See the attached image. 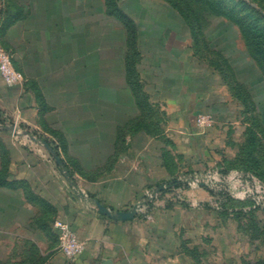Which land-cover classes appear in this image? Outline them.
Segmentation results:
<instances>
[{
  "label": "crops",
  "instance_id": "obj_1",
  "mask_svg": "<svg viewBox=\"0 0 264 264\" xmlns=\"http://www.w3.org/2000/svg\"><path fill=\"white\" fill-rule=\"evenodd\" d=\"M99 1L6 2V37L24 79L10 87L0 75V125L14 119L20 136L31 141L5 143L9 180L28 183L50 214L24 200L18 207L8 200L0 207V222H8L0 224V250L9 254L19 241L36 245L41 264H195L176 238L173 215L211 198L201 189L185 188L177 205L158 189L180 173L179 161H186L185 171L192 169V157L208 144L196 116L212 111L220 78L195 60L187 32L152 37L148 47L137 38L138 56L130 63L126 28L111 24L106 0ZM142 92L147 107L165 115L159 132L142 127ZM23 132L49 145L63 165L65 156L70 159L66 171L78 193L49 149ZM96 202L114 214L133 208L138 213L115 220L99 213ZM57 221L76 234L82 256H64ZM46 227L56 237L55 246L39 239Z\"/></svg>",
  "mask_w": 264,
  "mask_h": 264
},
{
  "label": "rangeland",
  "instance_id": "obj_2",
  "mask_svg": "<svg viewBox=\"0 0 264 264\" xmlns=\"http://www.w3.org/2000/svg\"><path fill=\"white\" fill-rule=\"evenodd\" d=\"M8 1L0 0V47L10 54L14 68L21 73V61L11 49L2 19L9 15L5 12ZM119 1L124 15L129 19L127 14L132 15L138 22L134 34L142 39L143 47L151 44L152 37L171 38L187 32L195 60L214 69L220 78L219 97L212 111L196 116V120L199 116L211 119L210 126H197L207 131L208 144L192 157V169L185 171L186 161L181 160L177 165L180 173L167 180L177 183L193 175H210L211 186L179 184L158 193L168 195L171 203L177 205L182 203L180 192L185 188L201 189L211 198L200 208L174 213L176 238L195 264H264V0ZM92 3L100 5L99 0ZM109 16L111 24L124 25L116 16V4L112 0ZM112 38L110 31V43L115 40ZM140 100L142 127L159 132L165 122L164 113L160 108L147 107V95L143 92ZM14 121L10 119L0 127L17 129ZM4 132L0 129L4 138L0 137V175L10 163L5 143L17 140L18 144H31L20 134ZM64 163V169L71 168L66 156ZM10 183L9 187L0 188L1 208H5L8 200L17 207L24 200L41 208L47 216L50 214L28 183L15 180ZM72 192H75L73 188ZM5 223L8 222H0ZM42 229L39 239H48L55 246L56 237L51 229ZM42 262L36 245L27 246L19 241L9 254L0 250V264Z\"/></svg>",
  "mask_w": 264,
  "mask_h": 264
},
{
  "label": "built area",
  "instance_id": "obj_3",
  "mask_svg": "<svg viewBox=\"0 0 264 264\" xmlns=\"http://www.w3.org/2000/svg\"><path fill=\"white\" fill-rule=\"evenodd\" d=\"M0 75L8 86H15L20 84L23 81V76L18 72L13 64L11 56L8 52L0 49ZM197 126L207 127L211 125V119L208 116H199L196 120ZM210 175L208 176H198L193 175L189 178H184L178 180L179 184H188L190 186H211L209 185ZM178 184V185H179ZM213 187V186H212ZM173 187H167L171 189ZM156 196L151 198V201ZM55 228L59 231L60 234V247L64 256L69 260H74L84 254V246L77 238L76 234L70 228L68 224L63 221H57L55 223Z\"/></svg>",
  "mask_w": 264,
  "mask_h": 264
},
{
  "label": "water",
  "instance_id": "obj_4",
  "mask_svg": "<svg viewBox=\"0 0 264 264\" xmlns=\"http://www.w3.org/2000/svg\"><path fill=\"white\" fill-rule=\"evenodd\" d=\"M0 129L5 130V131L13 132L14 134H17V135L20 134L18 129H16V128L12 127V126L0 127ZM22 134L27 136V137H29L31 140L46 146V148L49 149L51 154L54 156L55 161L58 164V166H60L62 168V171H63V174H64L65 178L71 182L72 188L75 190L76 193H78L77 185L75 184V182L72 181V178H71L70 174L66 171V169H64V165H63V162H62L61 158L55 154L54 150L52 148H50L49 145H47L46 143H44L43 141L39 140L38 138H36L33 135H31L29 133H26V132H23ZM178 184H179L178 181H177V183L170 182L167 185L161 186L158 189V192L164 191L165 189H167V187H176V186H178ZM96 209L98 210L99 213H101V214H103L105 216H108V217H110L112 219L120 220V221L131 220L138 213L137 208H133V210L129 211V212H117V213L114 214L108 208L104 207L100 202H96Z\"/></svg>",
  "mask_w": 264,
  "mask_h": 264
},
{
  "label": "trees",
  "instance_id": "obj_5",
  "mask_svg": "<svg viewBox=\"0 0 264 264\" xmlns=\"http://www.w3.org/2000/svg\"><path fill=\"white\" fill-rule=\"evenodd\" d=\"M112 1L114 4H116V16H117V18H119L120 21H122L124 23V26L126 28L127 40H128V58H129L128 60L131 63V59L138 56V51L136 48L137 47L136 46L137 36H135V34H134L135 33V25L131 21V19L127 18L124 15V13L119 9L117 1L116 0H112ZM106 5L108 8V13L110 14V0H106ZM47 142L49 144H51V142H49V141H47ZM54 149L59 154L60 148L58 146H55ZM3 172H4L3 175H0V188H7L11 185L10 181L8 180V178H9L8 167H6ZM192 259H193V257H192ZM193 261H194V259H193Z\"/></svg>",
  "mask_w": 264,
  "mask_h": 264
}]
</instances>
